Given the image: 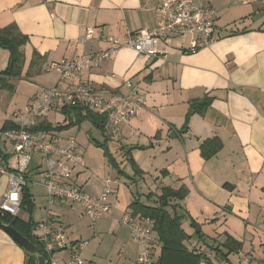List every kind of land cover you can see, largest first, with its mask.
I'll return each instance as SVG.
<instances>
[{
  "label": "crops",
  "instance_id": "1",
  "mask_svg": "<svg viewBox=\"0 0 264 264\" xmlns=\"http://www.w3.org/2000/svg\"><path fill=\"white\" fill-rule=\"evenodd\" d=\"M161 1L0 0V29L16 25L29 39L23 47L25 63L20 78L34 88L27 105L45 89H66L77 82L90 83L97 91L126 94L124 81L130 80L144 96L139 113L123 125L121 142L112 149L131 177L134 173L125 155L133 149L130 156L143 172L133 182L114 170L119 183L114 185L110 215L114 219H108V229L115 235L111 251L121 259L117 264H137L138 260V245L130 229L121 224L125 214L131 212L134 196L140 195L144 202L149 193L163 187L177 190L182 186L188 189L182 206L187 212L183 226H189V232L183 229L191 236L186 242L190 250L214 257L212 248L231 236L243 248L229 255L228 263L239 264L245 254L251 264H264V14L260 11L264 0H253L255 8L242 7L235 28H228L230 24L222 22V16H227L228 10L235 11L232 6L236 0H194L218 11L216 39L196 53L188 52V37H179L170 44H159L164 55L141 57L132 49H121L112 58L94 61L78 80L64 84H58L56 71L48 70L51 63L107 50L108 37L125 43L141 29H155ZM90 29L94 30L93 40L81 44L80 39ZM9 61V51L0 48V73ZM11 83L9 79L13 88ZM206 97L212 98V103L203 113L192 114L187 131L182 132L190 105ZM48 118L45 122L51 124ZM104 133L106 138V128ZM213 138L221 141L222 148L205 159L200 147ZM30 156L24 172L37 175L43 160L39 155ZM86 168L75 172L73 182L86 193L99 196L105 181L93 193L78 182ZM1 181L6 190L5 179ZM29 192L35 204V195ZM21 219L28 221L30 216L22 215ZM44 219H33L36 228ZM191 219L200 226L204 239L195 235ZM159 252L155 251L156 258ZM69 254L59 252L56 259L62 264ZM94 256L99 260V255ZM26 261L25 250L0 228V264ZM101 264L113 261L110 258Z\"/></svg>",
  "mask_w": 264,
  "mask_h": 264
},
{
  "label": "built area",
  "instance_id": "2",
  "mask_svg": "<svg viewBox=\"0 0 264 264\" xmlns=\"http://www.w3.org/2000/svg\"><path fill=\"white\" fill-rule=\"evenodd\" d=\"M217 11L207 5L201 6L194 0H162L158 7V25L155 29H141L121 43L108 37L109 47L91 56L78 59H63L51 63L48 70L59 74L58 84L78 80L82 72L94 61L112 58L121 49H132L141 57L154 58L165 53L158 49L161 42L170 44L179 37H188L189 53H196L216 39ZM94 30L90 29L80 39L81 44L93 40ZM126 94L118 91H97L87 82L68 84L66 89L58 86L48 88L37 95L25 108L13 112L6 120L7 128H0V177H7V188L0 197V214L21 218L24 189L34 178L31 171L20 172L11 168L10 156L39 155L43 162L41 171L35 175L40 180L49 196V205L57 201L79 204L84 215L93 223L112 214L114 185L118 179H107L103 192L93 196L73 182L78 169L86 168L84 156L76 139L71 138L64 144L54 132L33 129L43 123L51 113H63L66 109L82 108L103 116L106 121L108 141L120 143L121 129L137 116L144 103V96L130 80H125ZM11 145V152L7 147ZM121 224L131 231L137 243L139 255L137 264H156L155 251L160 249V242L154 236V221L149 218L138 219L128 213ZM35 236L43 247L47 264H60L56 254L70 250V258L62 264H93L81 256L88 242L69 239L66 227L56 216L49 213L38 223ZM264 261V247L262 250ZM215 259L212 255H207ZM248 255H241L239 264H251ZM216 264H230L218 260ZM201 264H209L203 261Z\"/></svg>",
  "mask_w": 264,
  "mask_h": 264
},
{
  "label": "trees",
  "instance_id": "3",
  "mask_svg": "<svg viewBox=\"0 0 264 264\" xmlns=\"http://www.w3.org/2000/svg\"><path fill=\"white\" fill-rule=\"evenodd\" d=\"M28 42V37L22 34L16 25L0 29V48L7 50L10 53L8 67L5 71L0 73V84L2 88H12L10 84H8V80L22 77V70L25 63L23 47L26 46ZM211 103L212 98L209 97H206L202 101L193 102L190 105L189 113L182 132L187 131L190 116L194 113H203ZM62 114L65 116V124L53 127L51 124L44 121L33 130L35 132L54 130L60 133L68 130L71 126L78 124L83 120H89L101 132H105V118L94 111L82 108H71L64 110ZM4 128H7V125ZM108 142L106 135V141L104 143L98 142L97 147H103L106 150V155H108L110 162L118 171V174L125 176L133 182L137 177H141L143 175L142 170L130 156L133 149H130L128 151L129 153H126L125 155L128 157L127 162L134 173L131 177L125 173L121 164L110 152ZM221 148L222 143L217 138L205 141L200 147L202 156L205 159H210L215 156ZM154 193H149L146 196V200L156 198L157 204L146 203V200L143 202L141 196L137 194L134 196L129 209L131 210L132 216L135 218H149L154 221V236L160 242V252L156 264H201L203 261H206L209 264H216L213 259L208 258L206 254L192 251L186 245V242L191 239V236L183 229V220L187 215V212H185L182 202L188 196V189L185 186H182L177 190L171 187H163L160 190V193L156 195ZM33 208L34 202L27 186L23 193L22 210L29 211L30 219L24 221L21 218L0 214V221L6 225L13 226L38 248L41 255H45L41 243L38 242L34 235L36 231V223L32 218ZM191 227L194 229L195 235H197L199 239H204L200 226L192 219ZM242 248V243L236 241L231 236H228L224 243H221L217 247H213L212 251L214 252V257L216 259L227 261L229 255L239 253ZM25 264H38V261L35 257H30L27 254V261Z\"/></svg>",
  "mask_w": 264,
  "mask_h": 264
},
{
  "label": "rangeland",
  "instance_id": "4",
  "mask_svg": "<svg viewBox=\"0 0 264 264\" xmlns=\"http://www.w3.org/2000/svg\"><path fill=\"white\" fill-rule=\"evenodd\" d=\"M252 1L253 0H236L235 6L231 5L233 8L235 7V11L229 13L228 10L227 16L226 13H224V15L222 16V22L230 24V27L228 28H235V26L238 25V16L239 14H241L240 12L242 11L240 9H243L242 7H248V9L253 8L255 5H253ZM220 2L224 3V1ZM229 6V3H227L226 9H229ZM262 7L263 9H261L260 11L262 12V14H264V1H262L261 8ZM226 9L219 10L220 12H222ZM11 85L13 86V88H2L0 84V128L4 125L8 117L13 112L25 108L30 96H32L33 94L34 88L32 87V85H30L29 82L24 79H12ZM36 96L37 95H35L33 99ZM49 121L53 125V127H57L58 125H63L66 123L65 116L61 113H51L48 118V122ZM47 132H54V134L56 135L59 134V132H56L54 130H47ZM63 132L66 133L62 134V132H60L61 143L64 144L71 138L76 139L80 147L81 153L84 156L85 163L87 165L86 170H84V173L80 176L81 178L79 177V183H83L85 188L89 192H92L93 189L98 190L101 187L102 182H104L105 180L109 178L114 179V170L117 173L118 171L110 162L108 155H106V150L103 147H97L98 142L104 143L106 141L105 133L101 132L89 120H83L82 122L71 126L68 130H65ZM117 145H119V143H114L111 141L108 142L110 152L120 163V158L112 152L114 146ZM7 147L9 148V150L11 149V145L8 144ZM30 157V155H23L21 157L14 155L8 157V161L12 169L24 172V169H26L30 163ZM2 179H5L6 183L8 182L7 177L5 176H3L0 181ZM38 180H40V177H36L34 175V178L29 183V189L32 194L35 195V204L32 213L33 219L39 220L41 218H46L49 213L57 215L58 217H56L60 221H62L64 226L66 227L69 239H79L83 242H88V245L84 250L85 252L83 251L81 253V256L83 258L92 259L97 264H101L106 260L108 261L110 260V258L113 261V264L119 263L118 261H121V259L117 258L118 253L114 254L113 250L111 251V249L115 247V235L111 229H108V219H114V217L106 216L98 220L97 223H93L84 215L83 208L79 204L57 201L55 204H53L54 206L49 205V196L47 194V191H45L44 187L35 184ZM4 188L5 185L1 181L0 197H2L5 192ZM158 193H160V189L159 191H155L154 194L156 195ZM145 202L149 204H157V199L153 198L146 200ZM128 213L130 214L131 212H127L125 216ZM26 214L27 216H30L29 211L23 209L22 215L26 216ZM183 227L186 229L187 232H189V226L185 225ZM65 251L70 252V250H64L61 252ZM94 254L99 255V260L95 259ZM109 254H112V256L108 259Z\"/></svg>",
  "mask_w": 264,
  "mask_h": 264
},
{
  "label": "water",
  "instance_id": "5",
  "mask_svg": "<svg viewBox=\"0 0 264 264\" xmlns=\"http://www.w3.org/2000/svg\"><path fill=\"white\" fill-rule=\"evenodd\" d=\"M0 228L3 229L10 237L20 245L30 257H35L38 264H47L43 255L39 253L38 248L26 237H24L18 230L11 225H6L0 221Z\"/></svg>",
  "mask_w": 264,
  "mask_h": 264
}]
</instances>
